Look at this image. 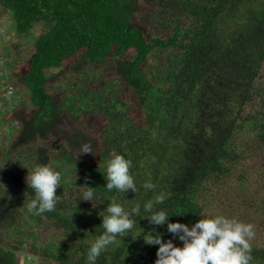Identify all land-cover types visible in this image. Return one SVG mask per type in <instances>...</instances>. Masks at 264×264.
Instances as JSON below:
<instances>
[{
    "label": "trees",
    "instance_id": "1",
    "mask_svg": "<svg viewBox=\"0 0 264 264\" xmlns=\"http://www.w3.org/2000/svg\"><path fill=\"white\" fill-rule=\"evenodd\" d=\"M140 2L149 8L141 10ZM0 8L17 37L42 26L21 80L35 108L24 138L57 133L62 109L49 91L48 70L80 54V61L111 65L118 75L111 85L92 87L101 92L71 89L84 131L72 130L53 148L0 157V264H18L23 253V264H86L113 195L104 190L112 151L132 162L138 187L150 178L168 194L170 222L190 227L222 214L210 205L231 192L241 195V207L254 208L244 197L262 187L264 174V0H0ZM9 47L0 44L4 56ZM98 74L84 76L81 89ZM84 140L93 151L79 152ZM50 159L65 165L58 205L35 216L26 209V177ZM85 184L96 188L94 201L78 200ZM155 194L139 188L123 196L141 205L135 219L143 232L155 227L163 241L182 246L167 224L154 226L143 214ZM262 196L256 208L264 219V189ZM121 239L98 264H155L158 245L145 244L142 234ZM251 248L250 264H264V245Z\"/></svg>",
    "mask_w": 264,
    "mask_h": 264
},
{
    "label": "clouds",
    "instance_id": "2",
    "mask_svg": "<svg viewBox=\"0 0 264 264\" xmlns=\"http://www.w3.org/2000/svg\"><path fill=\"white\" fill-rule=\"evenodd\" d=\"M2 101L7 103L10 100L2 98ZM91 151L93 147L90 141L84 140L80 143L79 152ZM131 168L132 162L123 154L116 151L109 153L105 164L104 190L113 195L109 198L106 214L97 229L99 234L88 247L86 264H98L99 258L105 252L120 246L121 238L128 234H142L145 244L159 246L155 264H250V241L255 236L251 223L224 214L205 215L190 227L183 222H170L169 216L172 212L166 206L168 194L163 190L157 192V185L150 178L138 187ZM62 179L61 171L48 162H38L28 171L26 180L32 190V198L27 201V212L35 216L53 212L58 205L56 189L62 184ZM85 185L87 187L78 200L94 201L97 198L96 188ZM0 188L4 194V186L0 185ZM139 188L156 193L142 206L149 223L154 226L167 224V231L182 242V246L174 244L173 239L163 241L161 233L155 227L151 231L143 232L137 226L135 217L142 214L141 205L129 204L123 194L129 191L136 193Z\"/></svg>",
    "mask_w": 264,
    "mask_h": 264
},
{
    "label": "rangeland",
    "instance_id": "3",
    "mask_svg": "<svg viewBox=\"0 0 264 264\" xmlns=\"http://www.w3.org/2000/svg\"><path fill=\"white\" fill-rule=\"evenodd\" d=\"M141 10H146L149 7L143 2H140ZM10 18L9 13L0 8V44H9L10 56H4L6 52L1 51L0 48V157L5 159L6 154H15L27 149H33L37 145H49L52 147L55 142H63L72 135L73 131H84L83 122L80 120V116L84 112L75 114L72 109V99L70 97L71 89L75 91H84L86 93L90 91H103L101 88H92L98 84H104L103 86L111 85L113 80H117L118 75L115 73L111 65H89L86 61H80V54L74 58H70L63 62V65L59 68L48 70L47 74L50 78L49 91L58 101L61 107V119L57 125V133H50L46 136V139L40 138H24L23 127L27 120L34 115L35 108L29 102V92L22 84L21 80L25 73L28 71V62L30 56L35 52V38L42 31L41 25H35L28 33L22 37H17L14 31L13 24L8 26L7 20ZM11 24V23H10ZM6 25V27H5ZM14 41H18L17 46L13 45ZM6 55V54H5ZM110 61V59H108ZM92 71H97L99 74L93 81V85L83 87L80 85L83 81V77L90 75ZM91 76V75H90ZM4 83H11L14 87V94L10 101L5 103L2 101L4 96L5 85ZM79 101L76 103L78 105ZM75 107V106H74ZM8 108H11L8 111ZM16 110V111H15ZM96 112L88 119H95ZM83 119V118H82ZM81 128V129H80ZM73 130V131H72ZM71 134V135H70ZM3 152V153H2ZM53 167H56L61 172L64 171L63 163L51 161L48 162ZM255 179V175H252L251 180ZM262 187H255L249 190V195L244 197L252 200L254 208L249 209V206L241 207V195L231 192L227 197L219 202H213L210 207L216 208L224 215L230 217H236L244 222L251 223L255 232L254 238L250 241V244L264 245V219L261 218V209H257L262 196V189H264V174L260 178ZM253 184L252 186H255ZM227 192H223L225 196ZM233 198V200H231ZM225 200V201H224ZM224 202V205H220V202ZM27 258L26 254L19 255L18 264H23ZM29 258V257H28Z\"/></svg>",
    "mask_w": 264,
    "mask_h": 264
},
{
    "label": "built area",
    "instance_id": "4",
    "mask_svg": "<svg viewBox=\"0 0 264 264\" xmlns=\"http://www.w3.org/2000/svg\"><path fill=\"white\" fill-rule=\"evenodd\" d=\"M14 94V87L11 83H6L5 84V93L3 98L5 100H10Z\"/></svg>",
    "mask_w": 264,
    "mask_h": 264
},
{
    "label": "flooded vegetation",
    "instance_id": "5",
    "mask_svg": "<svg viewBox=\"0 0 264 264\" xmlns=\"http://www.w3.org/2000/svg\"><path fill=\"white\" fill-rule=\"evenodd\" d=\"M5 27H6V25H5Z\"/></svg>",
    "mask_w": 264,
    "mask_h": 264
}]
</instances>
